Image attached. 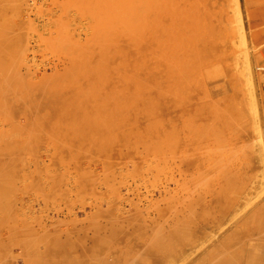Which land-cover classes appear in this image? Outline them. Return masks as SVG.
Here are the masks:
<instances>
[{
  "label": "rangeland",
  "instance_id": "374dc122",
  "mask_svg": "<svg viewBox=\"0 0 264 264\" xmlns=\"http://www.w3.org/2000/svg\"><path fill=\"white\" fill-rule=\"evenodd\" d=\"M244 1L257 21L251 31L263 40L251 46L245 13L248 41L234 49L247 51L261 140L243 75L234 69V87L220 66L202 60L220 23L239 38L234 0H0V242L14 244L8 264H49L46 244L76 247L95 225L109 240L110 225L161 233L189 203L217 215L213 205L204 208L206 188L221 184L224 205L245 194L234 188L246 176L248 204L239 215L263 202L257 151L264 146V0ZM40 102L52 104L39 113L52 112L60 132L44 136L39 126L25 125L26 106ZM35 137L45 139L37 149ZM180 159L194 165L180 170Z\"/></svg>",
  "mask_w": 264,
  "mask_h": 264
},
{
  "label": "bare ground",
  "instance_id": "6f19581e",
  "mask_svg": "<svg viewBox=\"0 0 264 264\" xmlns=\"http://www.w3.org/2000/svg\"><path fill=\"white\" fill-rule=\"evenodd\" d=\"M234 3H235L234 4L235 5V9H234L235 15L234 16H236L237 31H238L236 32L238 33L239 38L237 37V39L235 40L233 38V36L235 35L234 33L232 35L231 32L230 33L226 31L224 32L223 30L224 27L220 23L219 29L221 30H218V34L214 35L213 42L209 43V45H206L204 47V50H203L204 53L202 54L203 55L202 60L209 59L210 63L214 61L215 65L220 66L219 68L223 70L222 72L223 80H226V78L229 77L228 78L229 81H224V82H230V84H233L234 87L237 85L236 81H231L236 75L234 73V69L238 70L240 73L238 71H235V72L243 75L241 76L245 78V81H244L245 85L243 84V81H242V85H244V87L246 88L247 98L249 100L248 101L249 103L247 101L246 102L250 105L249 107V110H251L250 116H253L252 121L254 123L252 122V124L254 125L252 127H254L253 129L255 130V131L253 130L254 131L253 134L255 136V133H256V135L260 139L261 132H262L260 120L261 122L263 121V118H262L263 115L261 116L259 107L256 101V96H257L255 95L256 86L253 83L252 71L250 69L248 59H247L248 57H246L248 55L247 54L244 55L245 53H247L246 49L248 47V44H247V47H245L246 52L241 53L242 51L241 49H234L237 45H240V44L246 45L245 43H247L248 41V39L246 41L247 35L244 29L245 26H244V21H243V17H245V13L247 14L246 16L249 17L248 19H252L253 18L252 16H254L256 13L253 12L251 15L252 18H250L248 14H250L252 10L249 8L247 11H250V12L247 13L245 9L244 0H234ZM231 7L233 6L231 5ZM16 11L15 13H17ZM231 11L233 14L234 13L233 10ZM253 19L251 21H254L255 24L251 21H248L249 25L248 26L246 25V29L251 28L250 31L254 27L253 25H256V22H257ZM248 22H246V24ZM232 28H235V27H232ZM260 32L261 31L258 32V30L257 31L255 30V32L251 31L253 35H255L254 33L258 35L257 37L259 39L257 40H256V35L254 38V36L252 34L250 35L249 33V36H251V40L253 41L255 40V43L252 42L253 44H251V46L255 48L257 45H259L258 44L259 42H262V41H259L258 43H256L258 40H260V37L263 40V37L261 36L262 32L259 35ZM263 32H264V29H263ZM252 36L254 39H252ZM263 36H264V33H263ZM239 48L241 47L239 46ZM234 50H239V51L241 50V51L240 53L238 51V54H235ZM255 50L256 49H254V51ZM214 55H217L219 58L216 59ZM185 61L189 62V59L187 58L184 59L183 63H185ZM201 61H199L198 64H200ZM184 66L186 67L187 63H185ZM164 71L165 72L167 71V66H165V64H164ZM257 71L260 72L259 68L257 69ZM202 85L204 86L205 84L202 83ZM206 85L208 86V83H206ZM206 85L205 87H207ZM239 86L241 85H238L236 88H238ZM42 105L44 106L41 107ZM51 106L52 104L49 102H43V103L40 102L37 105L32 103L26 106V112L25 111H24L25 113L23 112V118L25 121V125H28L30 128H35V129L37 126H39L42 129L41 132H42V135L44 136L48 133L60 132V130L56 131V129L54 128V125L51 122V118L53 117L52 112L47 113V114L39 113L40 111L39 109H43L45 107H51ZM14 110H19V109L17 107V109H14ZM240 110L241 109H239V112L241 115ZM241 135L242 133H238L236 139H240ZM245 136H249V134L247 135L245 134ZM51 139H50L51 142L53 141V143L58 144L57 138H53L52 140ZM44 140L45 139H43L42 137H35L31 141V144L33 145V149H37V147H39L44 142ZM254 141H252L251 144H253ZM259 146H260L259 147L260 150L258 149L257 152L259 151L260 152L259 154L257 152L256 153L260 155L259 159L261 160L262 166H263L264 165V146L262 143H260ZM75 163L79 164L78 162H75ZM132 163L135 164L136 162L132 161ZM192 164L194 165L192 160L184 161L180 159L178 166L180 170H189ZM248 166L252 169L254 167V162L249 163ZM197 168L198 169L202 168V165L199 163ZM250 180H252L251 177L246 176L245 183L241 186L238 185L239 190L237 188H234L237 190V193L242 191L240 194L244 193L243 191H245L244 195L239 196V197H234L236 199H232L230 203L227 202V203H224V205L221 204L220 202V199L222 197L221 196L222 191H223V187L221 184L218 183L219 185L216 187L213 186L211 188H206L207 189L206 194L210 196V199L204 202V208L213 205L212 209H215L216 212L218 211L217 215L212 214L214 213L213 211L212 213H208L206 210H205L207 212L206 214L204 212L198 213L195 210L196 208L194 209V207H192V205L194 204L189 203L187 204V207H185L183 210H178V211L176 210V212L173 213L172 218H170V222L166 223L165 229H163L161 233H158V234L150 233L145 228H140L137 232H132L129 229L124 230L122 226L110 225L111 239L103 240L101 239L100 236H101V232L105 229V227L101 225H95L92 227L91 235H88L89 231L84 229L83 241L76 247L71 246V244L66 247H65L66 244L64 246H61L58 243L55 245H53L52 243L46 244L45 248L49 254V257H48L49 264H177V262H179L178 264H196L194 261L195 258H200V260L206 261V262L210 261L211 259L212 260L215 259L213 262H209L208 264H234L232 262L233 258L237 259V262L235 264H264V200L263 202L259 201V203L256 205L253 204L254 206L252 207V209L249 212H245L246 216L239 215L240 211H242L241 209L243 208L245 210L244 207L246 206V204H248L247 203L248 198L246 196L247 194H249V191H250V188L248 187ZM177 182L178 181L176 180V183ZM234 187H237V185H235ZM128 188H130V185L128 186ZM251 192H253V190ZM241 198L243 200H241ZM218 201L220 202L219 205L217 203ZM92 208H95V207H92ZM186 210L190 211V215L186 216L185 220H182L180 216L184 217ZM136 211L137 210L135 209V212ZM97 213L98 214L102 213L100 207L99 208L97 207ZM158 213L162 214L161 211H158ZM136 215H137V212H136ZM132 225H134V223ZM41 230L42 231L48 230V228H46V225H44ZM48 235L51 236V233H49ZM112 238L114 239L113 241H112ZM36 239H37L36 241L38 242L43 241L41 235L37 237ZM209 243H210V247L207 249V246L209 245ZM12 246H14V244H12L9 241L0 242V259L2 261L0 264H8L9 261L7 260L8 258L7 252L10 251ZM205 247H206V250H203ZM36 254L37 256L38 254L41 255V253L38 251ZM217 255H220V257ZM40 259L42 260V257H40Z\"/></svg>",
  "mask_w": 264,
  "mask_h": 264
},
{
  "label": "crops",
  "instance_id": "0c3cea01",
  "mask_svg": "<svg viewBox=\"0 0 264 264\" xmlns=\"http://www.w3.org/2000/svg\"><path fill=\"white\" fill-rule=\"evenodd\" d=\"M263 55V56H262ZM262 55H261V58H263V62L262 63H264V54L262 53Z\"/></svg>",
  "mask_w": 264,
  "mask_h": 264
}]
</instances>
